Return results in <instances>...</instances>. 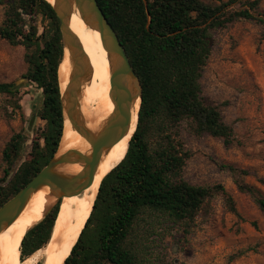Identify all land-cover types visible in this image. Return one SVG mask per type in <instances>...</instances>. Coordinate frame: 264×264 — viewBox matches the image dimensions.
Segmentation results:
<instances>
[{"label": "trees", "instance_id": "obj_1", "mask_svg": "<svg viewBox=\"0 0 264 264\" xmlns=\"http://www.w3.org/2000/svg\"><path fill=\"white\" fill-rule=\"evenodd\" d=\"M97 2L140 79L142 103L126 156L103 178L90 216L64 264H143L146 243L160 219L188 233L196 227L197 218L209 217L215 198L239 216L223 185L196 186L186 181L184 171L193 153L182 134L186 130L195 137L208 135L221 139L226 147L236 143L234 129L223 120L219 107L202 97L201 79L215 31L242 21L258 22L264 29V13L259 11L262 0ZM0 4L5 6L0 39L24 47L27 64L19 80L0 82V96L6 98L2 114L12 118L22 110L21 89L33 85L42 94L36 116L44 123L24 159L25 133L14 134L6 143L1 208L54 157L64 122L58 81L62 36L52 5L46 0H0ZM220 167L232 174L238 192L248 195L264 214V194L244 182L249 172ZM259 183L264 186V178ZM59 203L26 232L18 250L20 261L47 246Z\"/></svg>", "mask_w": 264, "mask_h": 264}, {"label": "rangeland", "instance_id": "obj_2", "mask_svg": "<svg viewBox=\"0 0 264 264\" xmlns=\"http://www.w3.org/2000/svg\"><path fill=\"white\" fill-rule=\"evenodd\" d=\"M259 11L264 13V0ZM4 12L5 6L0 4V24ZM263 33L262 25L255 21L236 22L215 31L212 54L201 79L202 97L219 107L223 120L234 129L236 143L226 147L221 139L208 135L195 137L186 130L182 134L193 153L184 171L186 181L196 186L223 185L233 197L239 216L228 212L221 198H215L209 217L197 218L196 227L188 233L182 226L160 219L146 243L143 264H264V214L248 195L238 192L232 174L220 167L248 171L244 182L264 194L259 183L264 178ZM24 56V47L0 39V82L20 79L27 71ZM21 97L22 110L7 118L1 109L6 98L0 96V177L5 168L2 152L11 137L18 132L27 136L24 159L44 125L36 116L41 91L28 85L21 89ZM41 251L24 261L18 256L19 264H41Z\"/></svg>", "mask_w": 264, "mask_h": 264}, {"label": "water", "instance_id": "obj_3", "mask_svg": "<svg viewBox=\"0 0 264 264\" xmlns=\"http://www.w3.org/2000/svg\"><path fill=\"white\" fill-rule=\"evenodd\" d=\"M46 1L52 5L60 22L63 57L58 72L66 58L69 61L68 74H63L62 77L60 74L58 75L64 126L65 123H68L73 131L86 140L90 145V151L83 153L80 150L71 149L60 155L56 152L40 173L0 208V233L15 221L32 195L39 190L48 188L52 197L56 199V202L46 209L43 216L45 218L60 200L78 195L89 188L95 180L103 156L107 155L117 143L130 135L134 114H136L137 122L131 138L138 126L143 88L116 31L108 22L97 0ZM74 11L79 13L88 26L100 32L112 66L111 98L115 104V110L98 132H93L88 128L80 112L81 90L88 77L90 63L78 38L70 30L69 20ZM138 101L139 108L137 112L136 105ZM72 165H80V172L68 174L62 170L64 167ZM71 251L67 258L71 255Z\"/></svg>", "mask_w": 264, "mask_h": 264}, {"label": "bare ground", "instance_id": "obj_4", "mask_svg": "<svg viewBox=\"0 0 264 264\" xmlns=\"http://www.w3.org/2000/svg\"><path fill=\"white\" fill-rule=\"evenodd\" d=\"M53 2V0H48ZM71 32L78 38L89 60L90 71L80 95V112L88 128L98 132L107 118L114 112L115 104L111 98L113 84L112 66L100 32L88 26L74 11L69 20ZM69 61L66 58L60 66L59 74L67 75ZM63 87V86H62ZM139 101L136 105L138 112ZM136 114L132 117L130 135L117 143L111 151L103 156L97 175L92 185L78 195L60 200L59 212L52 230V239L41 251V264H63L80 232L88 220L92 206L98 194L103 178L126 156L131 135L136 128ZM57 150L58 155L67 150L76 149L83 153L90 151V145L65 123L64 131ZM68 174L80 172V165L67 166L62 169ZM56 202L48 188L34 193L22 213L15 221L0 233V264H19L18 250L26 232L40 222L46 209Z\"/></svg>", "mask_w": 264, "mask_h": 264}]
</instances>
